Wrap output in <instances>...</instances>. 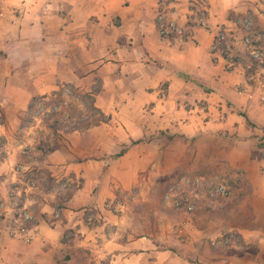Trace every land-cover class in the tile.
<instances>
[{
	"label": "crops",
	"instance_id": "crops-1",
	"mask_svg": "<svg viewBox=\"0 0 264 264\" xmlns=\"http://www.w3.org/2000/svg\"><path fill=\"white\" fill-rule=\"evenodd\" d=\"M161 13L179 31L161 34ZM248 14L264 26L262 0H0V198L11 210L19 167L37 148L24 120L35 97L91 87L109 116L64 131L32 162L80 185L64 198L22 196L33 238L1 228L0 264L89 262L74 245L96 264H264V86L245 71ZM220 31L225 52L214 48ZM180 173L236 186L223 198L190 192L200 196L193 211L139 202L160 176ZM224 234L231 242L214 245Z\"/></svg>",
	"mask_w": 264,
	"mask_h": 264
},
{
	"label": "rangeland",
	"instance_id": "rangeland-1",
	"mask_svg": "<svg viewBox=\"0 0 264 264\" xmlns=\"http://www.w3.org/2000/svg\"><path fill=\"white\" fill-rule=\"evenodd\" d=\"M262 1L264 2V0ZM163 15L165 21H173L167 18L165 14ZM202 17H205V14H203ZM245 21L250 22V25L247 26ZM239 23L244 29L245 34L243 40L246 43L249 51V53L247 54L249 62L247 63V67L245 65L246 75L252 81L255 80V78L260 79V81L262 82L261 84L264 86V56H254L250 53L252 48H257L259 52L264 53V26L258 24L253 14H248L247 16L243 17ZM219 33L225 34L223 48L219 50L225 52L227 49V33L225 31H220ZM247 38L250 39L251 42L248 43L246 41ZM98 83L99 82L95 80L93 88H97ZM90 88L91 87L82 88L70 84H64L61 85V87L55 94H51L48 96H37L34 98L30 110L25 115L24 120L29 126L36 127L33 129L34 132H32L30 135L31 137L35 138L34 145L37 148L27 149V160H29L30 162L27 165L24 164L23 166L19 167V171L24 182L20 183L21 186L19 187V191H21L22 193L17 194V199L15 200L16 202L13 205H15L16 207L20 206V208L16 209V211H13L9 207L8 202L5 199L0 198L5 202L7 208L9 209V214L7 216L9 220L12 219L14 215L28 212L30 213L32 218L30 222H27V224L28 227L32 229L34 224V216L28 207L22 206L24 201H33L34 199H37L42 195H47L49 199L53 198L55 195H61V198L68 197L80 185L79 180H73L70 176L57 178L56 176L49 174V170L46 168H40L39 170H37V167L33 168L32 162L35 161V158L40 159L46 153L62 144L64 131L74 129L85 130L87 122L93 121L94 117L92 116V107L94 102L92 91ZM163 135L165 134L162 133V135L160 136ZM169 137V141H172L175 136L171 134L169 135ZM182 139L184 142H188L187 138L183 137ZM257 143L260 146L262 145L264 149V134H259L257 136ZM262 151L264 153V150ZM194 177V175L187 173H184L182 175L180 173L175 177L174 175L173 177L162 175L157 179V181H154L152 187L150 188L153 190L154 196L148 199L139 198V200H141L139 202L142 205H151L155 210L162 204L176 209L173 204L174 197L167 199V194L170 193L172 194V196H174L177 191L183 190H186L190 194L194 187L193 183L188 182L187 179H193ZM210 179L215 181V184L224 182L229 187V195L232 193L233 188L236 186V183H233L231 178H229L228 176L216 175ZM145 188V184L143 183L137 189L144 190ZM199 192L203 193V196H212L211 194H209V189H202L199 190ZM22 196H24V201H22ZM198 199L199 198H196L195 200L198 202ZM122 200L126 204L129 203V197L122 198ZM32 203L34 204L35 202ZM55 216H60V210H58ZM89 220L92 221L93 217L91 216ZM7 223L8 222L0 220V226H2V228H6ZM70 236L71 235L69 234L67 238L70 239ZM231 240L232 235L224 234L222 238L217 239L216 243H212L217 246H227L231 242ZM72 250H75L74 256L79 261L81 259L85 260L86 257L89 258V262L87 263L79 262L75 264H96L94 254L89 250L78 247L76 245L72 247Z\"/></svg>",
	"mask_w": 264,
	"mask_h": 264
},
{
	"label": "built area",
	"instance_id": "built-area-1",
	"mask_svg": "<svg viewBox=\"0 0 264 264\" xmlns=\"http://www.w3.org/2000/svg\"><path fill=\"white\" fill-rule=\"evenodd\" d=\"M246 25H250V22L245 21ZM158 24L161 34H169L173 31H179V27L173 21H165L164 15L161 13L158 15ZM224 33H219L216 37L214 48L221 50L224 44ZM249 43L250 39H246ZM251 55L254 56H264V53L259 52L257 48H252L250 51ZM188 182L193 183L194 189L191 192H196L200 194L199 190L209 189L212 197H226L229 195V187L224 183L220 182L215 184V181L205 176H197L193 179L188 178ZM175 194V193H174ZM167 199L174 197V206L177 210L193 211L197 206L196 198H199V195H194L192 198H189V193L186 190L177 191V193L172 196V194H167ZM9 209L7 208L5 202L0 199V220L8 222L6 228L9 230L10 234L14 237L21 238L27 241H30L33 238V232L30 227H28L27 222L31 220L32 216L28 212H23L18 215H14L12 219H8ZM5 224V223H4ZM2 226H0V229Z\"/></svg>",
	"mask_w": 264,
	"mask_h": 264
},
{
	"label": "trees",
	"instance_id": "trees-1",
	"mask_svg": "<svg viewBox=\"0 0 264 264\" xmlns=\"http://www.w3.org/2000/svg\"><path fill=\"white\" fill-rule=\"evenodd\" d=\"M92 109H93L92 116L94 118H93V121L87 122L86 128H89L90 126L97 125V124H99L101 122H106V121L109 120V116H107L105 113H103L100 109H98L94 105H93ZM244 116L246 118H248L246 114H244ZM115 156H117V155H115Z\"/></svg>",
	"mask_w": 264,
	"mask_h": 264
}]
</instances>
